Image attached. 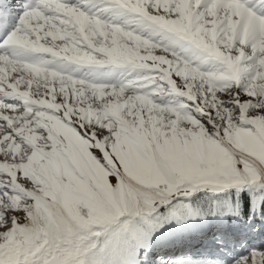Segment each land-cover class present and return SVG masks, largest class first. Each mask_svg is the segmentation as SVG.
<instances>
[{
	"label": "snow or ice",
	"instance_id": "6c2138e0",
	"mask_svg": "<svg viewBox=\"0 0 264 264\" xmlns=\"http://www.w3.org/2000/svg\"><path fill=\"white\" fill-rule=\"evenodd\" d=\"M211 224L212 258L156 251ZM264 0H0V264H264Z\"/></svg>",
	"mask_w": 264,
	"mask_h": 264
},
{
	"label": "rangeland",
	"instance_id": "374dc122",
	"mask_svg": "<svg viewBox=\"0 0 264 264\" xmlns=\"http://www.w3.org/2000/svg\"><path fill=\"white\" fill-rule=\"evenodd\" d=\"M167 228V231L161 230L159 235L156 248L158 253L166 254L173 259L212 258L217 255V248L211 242V234L214 230L211 224L191 221L187 226H167ZM252 243L261 245L264 243V235H256Z\"/></svg>",
	"mask_w": 264,
	"mask_h": 264
}]
</instances>
